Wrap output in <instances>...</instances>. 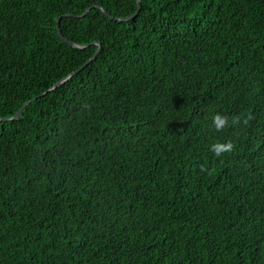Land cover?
Here are the masks:
<instances>
[{
	"label": "trees",
	"instance_id": "16d2710c",
	"mask_svg": "<svg viewBox=\"0 0 264 264\" xmlns=\"http://www.w3.org/2000/svg\"><path fill=\"white\" fill-rule=\"evenodd\" d=\"M139 4L0 0V264H264V0Z\"/></svg>",
	"mask_w": 264,
	"mask_h": 264
},
{
	"label": "clouds",
	"instance_id": "9594fccd",
	"mask_svg": "<svg viewBox=\"0 0 264 264\" xmlns=\"http://www.w3.org/2000/svg\"><path fill=\"white\" fill-rule=\"evenodd\" d=\"M237 120L233 119L231 121V124H236ZM230 126L229 117L227 115L222 114H215L212 117V127L215 129V131L220 132L223 131L225 128ZM233 145L231 143H221V142H215L211 144L210 150L217 156H221L223 153L228 152L232 150Z\"/></svg>",
	"mask_w": 264,
	"mask_h": 264
},
{
	"label": "water",
	"instance_id": "95a60500",
	"mask_svg": "<svg viewBox=\"0 0 264 264\" xmlns=\"http://www.w3.org/2000/svg\"><path fill=\"white\" fill-rule=\"evenodd\" d=\"M140 0H137V4H138V9L140 8ZM88 10L89 9H87L82 15H84V14H86L87 12H88ZM104 11V10H103ZM105 12V11H104ZM136 14V13H135ZM135 14H133V15H131V16H128V17H125V18H122V19H120V20H122V21H124V20H128V19H130V18H132V17H134L135 16ZM56 26H57V31H58V33L61 35V32H60V28H59V18L57 19V21H56ZM68 43L70 44V45H73V46H75V44L74 43H72V42H70V41H68ZM98 48H97V50L95 51V53L92 55V57L90 58V59H88L80 68H78L77 70H75V71H73L72 73H70L66 78H64V79H62V80H60V81H58L53 87H56L58 84H60V83H62L65 79H67L68 77H70L71 75H73V74H75V73H77L80 69H82L89 61H91V60H93L95 57H96V55L98 54V52H99V50H100V43H98ZM52 87V88H53ZM35 99V97L34 98H32V99H30V100H28V101H26L24 104H23V106L22 107H20L19 108V110L12 116V117H10V118H8V119H14L15 117H17L18 115H19V113H20V111H21V109L24 107V105H26V104H28V103H30L31 101H33Z\"/></svg>",
	"mask_w": 264,
	"mask_h": 264
}]
</instances>
